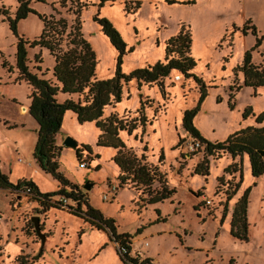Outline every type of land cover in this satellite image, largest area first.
Instances as JSON below:
<instances>
[{"label": "rangeland", "instance_id": "374dc122", "mask_svg": "<svg viewBox=\"0 0 264 264\" xmlns=\"http://www.w3.org/2000/svg\"><path fill=\"white\" fill-rule=\"evenodd\" d=\"M79 3L87 4L79 12V30L94 54L96 79L113 76L117 52L93 21L95 14L110 23L129 49L119 66L124 74L161 61L163 42L175 35L180 25L184 29L188 26L189 57L195 64L192 74L204 87V97L192 120L199 134L210 142L222 141L241 128L255 126L253 117L241 118L244 108L254 115L264 113V86H244L241 73L234 71L245 51L250 52L251 63L264 68V0H197L189 5L140 0L132 14L123 11L122 0L100 6L99 0H43L30 7L38 14L63 18L68 27ZM0 5L12 15L16 3L0 0ZM246 22L245 26L252 25L259 38L255 48L250 30L245 34L240 30ZM41 28L34 14L16 23L17 33L27 40L37 37ZM15 41L0 16V60H6L12 68ZM33 55L41 59L44 78H50L53 60L47 51L26 47L28 66L34 71ZM15 75L14 69L10 73L0 69V172L11 183L31 180L40 193H51L59 183L32 157L34 122L23 107H27L28 88L24 82L14 81ZM162 86L163 94L156 85L141 84L137 88L134 81H128L122 86L120 100L104 108L102 116L113 113L129 120L137 116L139 101L144 103L147 121L142 131L137 127L129 135L120 132L118 137L137 157L143 155L164 174L166 185L175 189L171 198L137 211L133 189L121 186L109 192L107 184L116 183L117 167L111 161L116 150L97 146L99 131L94 124L77 123L69 111L62 115L54 137L60 147L57 171L80 189L90 184L86 191L88 205L102 218L112 220L116 235H128L130 257L148 258L151 264H264V174L251 176L245 154L232 160L220 152L206 157V176L192 173L204 153L201 148H185L190 137L182 128L181 115L195 104L201 85L171 71ZM260 125L264 127V120ZM66 137L76 142L75 147L87 148L82 150L81 162L88 167L79 166L75 147L63 143ZM17 157L31 164L18 162ZM231 162L238 163V173L224 172ZM237 181V190L226 200V193ZM244 189L248 190L247 232L246 239L239 240L229 232V219L232 205ZM104 193L112 199L104 201ZM32 216H37L40 232L46 235L41 247ZM108 236L106 229L91 228L65 210L51 207L39 211L23 192L0 190V264H122ZM38 252L40 257L33 261Z\"/></svg>", "mask_w": 264, "mask_h": 264}, {"label": "trees", "instance_id": "16d2710c", "mask_svg": "<svg viewBox=\"0 0 264 264\" xmlns=\"http://www.w3.org/2000/svg\"><path fill=\"white\" fill-rule=\"evenodd\" d=\"M14 1L16 6L12 15L8 13L7 8L0 5V16L7 23L10 33L16 38L13 68L6 60L1 59L0 69H5L8 73L14 69L16 73L14 81L26 84L29 100L27 113L36 125L32 157L43 172L58 181L59 186L51 193H40L31 180L22 179L11 183L0 172V190L23 192L41 212H46L51 207L62 209L82 219L91 228L106 229L109 239L116 245L115 249L122 264H151L148 258L140 259L138 255L130 257L128 255L130 247L128 235H116L112 220L102 218L98 211L88 205L86 191L63 179L57 171L60 147L55 144L54 137L58 132L62 115L67 111L74 114L79 124L92 122L99 131L96 140L97 146L111 147L116 150L111 157V161L117 167L116 183H113L116 190L121 186L133 189L136 194L134 204L137 211L171 198L175 189L166 185L164 174L158 171L156 165L146 162L143 155L137 157L131 148H127L118 137L120 132L124 131L129 135L137 127L142 131L147 121L143 115L144 103L139 101V106L135 110L137 116L129 120L118 118L113 113L107 117L102 116L104 108L113 106L120 100L122 86L128 81H134L137 88L141 84L156 85L160 93L163 94L162 80L171 71H177L183 78H191L195 84L201 85L198 88L195 104L191 108L185 109L181 115L182 128L191 140L198 141L200 147L196 150L201 148L204 153L202 159L195 164L192 173L206 176L208 162L206 157L220 152L229 155L232 160L235 156L245 154L251 176L257 177L264 174V127L260 125L264 120V113L254 115L249 108H244L241 118L253 117L255 126L241 128L222 141L210 142L194 128L192 120L204 97V87L201 81L192 74L195 64L189 57L190 33L188 26L184 29L180 25L176 34L163 42L164 55L161 61H157L153 65L134 68L124 74L120 71L119 66L121 57L129 49H126L125 44L110 23L95 14L92 17L93 21L99 25L101 33L117 52L113 76L109 79L99 80L94 76L96 65L94 54L79 30V12L81 7L87 5L86 3H79L73 11V23L67 27L63 18L55 19L52 15L38 14L31 9V3H41L43 0ZM112 1L114 0H99L98 6L103 2ZM159 1L168 5H189L197 0ZM122 3L123 11L132 14L139 7L140 0H122ZM28 14L36 15L42 24L39 35L32 40L24 39L16 30V23ZM247 23L243 24L240 30L244 34L247 29L250 30L251 35L254 36L252 48H255L260 41L254 27L252 25L245 26ZM26 47H39L47 51L53 60L50 78H44L45 72H40L41 59L38 55H33L35 66H33L34 71L31 70L26 57ZM234 71L241 73L244 86L252 88L264 86V68L261 64L251 63L249 51L243 53L241 62L235 66ZM59 96L65 97L59 99ZM179 143L180 140L176 145L178 146ZM82 150H87V148L82 145L80 148L75 147L74 149L75 157L79 163L83 161L81 160ZM90 160L88 158V162ZM160 160L161 156L158 161ZM84 167H88V164ZM94 168L97 169L98 166L96 165ZM224 172L227 174L238 173V163L231 162ZM220 178L218 177L217 180L219 181ZM238 184L237 181L231 192L226 193V200L235 193ZM26 188L29 191H25ZM247 192L248 190L244 189L236 198L230 213L229 232L239 240L246 239ZM54 196L65 197L73 206L62 207L59 200L53 199ZM82 205H85V210H82ZM156 213L158 214V211ZM158 220L159 218L156 219V221ZM20 257L17 256L16 259H21ZM39 257L40 252L36 253L32 259L36 261Z\"/></svg>", "mask_w": 264, "mask_h": 264}, {"label": "built area", "instance_id": "2783aa9c", "mask_svg": "<svg viewBox=\"0 0 264 264\" xmlns=\"http://www.w3.org/2000/svg\"><path fill=\"white\" fill-rule=\"evenodd\" d=\"M175 79H178V76H175ZM199 147H200V145H199L198 141H196V140H191V139H190V141L187 142V144L185 145V148H186L188 151L196 150V149L199 148ZM17 161H18V162H25L27 165H30V162H29V161L24 160V159H22L21 157H17ZM79 166H80V167H84V166H85V163H84V162H80V163H79ZM107 189H108L109 192H110V191H111V192H115V191H116L115 184H113V183H112V184L109 183L108 186H107ZM25 191H29V189L26 188ZM102 199H103L104 201H110V200L112 199V195L109 197V196L107 195V193H104V194H102ZM57 200H59V201L61 202V206H62V207H64L65 205L73 206V205L70 204V203L68 202V200L65 199V197H63V196H59V197L57 198ZM206 202H208V201H206Z\"/></svg>", "mask_w": 264, "mask_h": 264}, {"label": "water", "instance_id": "95a60500", "mask_svg": "<svg viewBox=\"0 0 264 264\" xmlns=\"http://www.w3.org/2000/svg\"><path fill=\"white\" fill-rule=\"evenodd\" d=\"M63 143L66 145V146H70V147H75L76 146V142H74L71 138L69 137H66L63 141ZM90 184L89 183H85L81 186V188L85 191L88 190ZM31 222H32V225H33V230L36 234V236L39 238V244H40V247L42 246L43 242H44V235L40 232V229H39V225H38V220H37V216H32L30 218Z\"/></svg>", "mask_w": 264, "mask_h": 264}, {"label": "crops", "instance_id": "0c3cea01", "mask_svg": "<svg viewBox=\"0 0 264 264\" xmlns=\"http://www.w3.org/2000/svg\"><path fill=\"white\" fill-rule=\"evenodd\" d=\"M28 103H29V100H28V102H27V106H28ZM24 108H25V111L27 112V107H25V106H23ZM30 117V116H29ZM31 118V117H30ZM33 121V120H32ZM33 128H34V131H35V135H36V125H35V123L33 124ZM135 131V130H134ZM36 139V138H35ZM30 162V161H29ZM30 164H31V162H30Z\"/></svg>", "mask_w": 264, "mask_h": 264}]
</instances>
